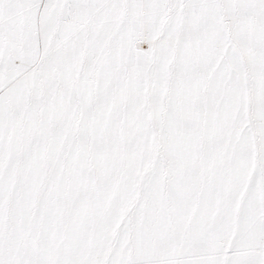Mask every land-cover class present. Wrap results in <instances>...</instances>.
I'll return each instance as SVG.
<instances>
[{"label":"snow or ice","instance_id":"1","mask_svg":"<svg viewBox=\"0 0 264 264\" xmlns=\"http://www.w3.org/2000/svg\"><path fill=\"white\" fill-rule=\"evenodd\" d=\"M0 264H264V0H0Z\"/></svg>","mask_w":264,"mask_h":264}]
</instances>
